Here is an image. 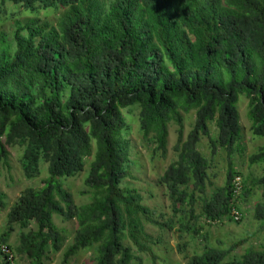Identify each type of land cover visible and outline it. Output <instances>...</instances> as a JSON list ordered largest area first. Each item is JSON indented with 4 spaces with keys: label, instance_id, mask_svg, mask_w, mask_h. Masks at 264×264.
Listing matches in <instances>:
<instances>
[{
    "label": "trees",
    "instance_id": "16d2710c",
    "mask_svg": "<svg viewBox=\"0 0 264 264\" xmlns=\"http://www.w3.org/2000/svg\"><path fill=\"white\" fill-rule=\"evenodd\" d=\"M6 3L32 16L15 21L10 40L0 33V159L6 136L26 143L27 175L40 157L48 171L41 187L26 188L9 208L0 264H44L50 250L61 251L67 238L54 217L76 222L62 264L91 247L94 264H143L144 254H154L144 222L169 231L178 216L180 229L197 235L201 218L232 220L238 197L249 193L244 184L239 195L233 183L240 175L231 158L243 152L240 97L251 133L264 138V0H0ZM48 9L58 11L55 20L37 16ZM134 106L143 141L162 157L168 125L177 126L176 160L159 178L172 212L166 222L152 220L137 190L122 185L130 155L122 110ZM191 110L183 140L182 112ZM202 137L212 154L222 149L228 158L225 184L209 195ZM248 162L264 171V144ZM86 163L90 198L78 206L64 183ZM251 183L264 190V174ZM6 206L0 191V212ZM255 219L264 229V205H255ZM235 246L205 245L191 256L185 243L177 250L185 264H264V246L230 258Z\"/></svg>",
    "mask_w": 264,
    "mask_h": 264
},
{
    "label": "rangeland",
    "instance_id": "374dc122",
    "mask_svg": "<svg viewBox=\"0 0 264 264\" xmlns=\"http://www.w3.org/2000/svg\"><path fill=\"white\" fill-rule=\"evenodd\" d=\"M32 16L29 11L18 5L6 3L0 4V33H5L9 40L11 39L16 20ZM38 17L42 19L55 20L58 11L54 9L40 10ZM247 100L240 97L238 102V113L242 134L240 145L242 154H234L231 158L234 169L239 173L238 194L242 192L243 185L246 184L249 193L242 198L237 199L234 205L241 213L238 221L226 219L218 223H208L204 218L198 222L200 232L197 235H190L183 232L177 225L178 216L175 218V226L171 230L160 229L153 223L144 222V227L154 241L153 255L144 254L142 256L143 264H185V260L177 250V244H186L185 253L188 256L194 253H201L203 246L220 247L223 249L235 246L230 258L240 257L248 248H260L264 246V229H261L260 222L255 219V205H264V190L259 186H252V180L264 174L262 165H250L248 157L255 153L260 146L264 144V138L253 136L250 131V122L246 116ZM125 121L129 127L127 138L130 141V155L127 165L128 175L123 180L122 185L137 190L142 199V204L151 212V219L157 222H166L171 219L172 212L170 202L167 197L165 187L160 184L159 178L165 168L176 160L174 145L176 144L177 126L171 122L168 125V145L165 156H160L154 151L153 142L143 141L139 130V108L137 106L122 110ZM194 110L189 113H183V140L186 139L194 121ZM211 136L216 137V129L213 124H209ZM5 145L6 156L0 159V191L6 196V208L0 212V233L5 228L6 214L9 208L14 204L20 194L29 187L39 188L42 180L47 177L48 161L40 157L36 169L29 175L25 173L22 165L23 153L26 143L18 139L8 141L5 136L2 139ZM198 151L209 161L208 174L210 184L207 187L208 195L217 187H222L226 180V170L228 158L226 152L219 149L214 154L206 137H202L197 145ZM88 169V163L82 172L72 178H68L64 185L73 195L76 205H82L89 202L90 195L83 193L87 189L84 186V179ZM236 191V190H235ZM199 212V205L196 206ZM55 224L64 231L67 241L63 249L59 252L52 250L48 253V258L44 264H62L63 253L66 247L72 242L76 229V222L62 221L54 217ZM32 228H36L32 224ZM20 229L15 228L11 235L9 244L15 247L18 244V235ZM125 243L130 244L128 240ZM184 253V254H185ZM94 248L80 250L71 257L67 264H94Z\"/></svg>",
    "mask_w": 264,
    "mask_h": 264
},
{
    "label": "built area",
    "instance_id": "2783aa9c",
    "mask_svg": "<svg viewBox=\"0 0 264 264\" xmlns=\"http://www.w3.org/2000/svg\"><path fill=\"white\" fill-rule=\"evenodd\" d=\"M238 182H239V177H236L233 181L234 183V186H235V192L238 193ZM231 218L234 220V221H238L240 218H241V213L239 212V210L237 208H233L232 211H231Z\"/></svg>",
    "mask_w": 264,
    "mask_h": 264
}]
</instances>
